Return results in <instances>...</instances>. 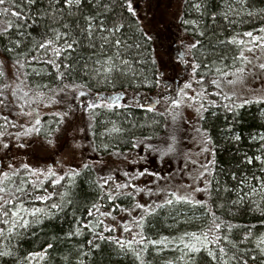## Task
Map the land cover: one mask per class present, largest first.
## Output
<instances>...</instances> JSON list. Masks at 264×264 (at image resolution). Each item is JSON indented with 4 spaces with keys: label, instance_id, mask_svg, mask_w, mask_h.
<instances>
[{
    "label": "trees",
    "instance_id": "obj_1",
    "mask_svg": "<svg viewBox=\"0 0 264 264\" xmlns=\"http://www.w3.org/2000/svg\"><path fill=\"white\" fill-rule=\"evenodd\" d=\"M16 3L19 8H14L10 2L0 5V9L8 7L12 11L21 13V18L18 20L11 15V12L8 14L0 12V71L4 73L0 76V88L4 85L9 86L3 96H0V99H6L3 107L0 105V132L3 131L4 123H7L9 119H14L15 123H19L20 120L21 113H17L21 110L20 107L17 110L12 105H7L15 100H9L7 91L12 97H14L12 92L15 90V95L23 94L24 97L33 101L37 99L38 93H43L40 97L42 102L32 104L42 113L39 125L41 132L38 136L44 137L48 136L49 132L52 133L58 123L57 115L54 112H48L50 109H47L51 94L59 92L64 84H72V78L87 82L92 80L97 83L95 64L97 60L103 58L102 56L110 54L108 50H111L110 46L103 43L104 34L109 28L114 29L120 24L130 26L127 0H82L79 7L73 5L61 8V4L57 5L55 0H35V3L31 5L27 3V0H16ZM221 4L220 0H203L197 11L191 8V10L184 9L182 13L183 18L186 19V24H183L184 31L198 42L197 47L200 48L197 53L198 65H200L199 76L205 75L207 88L216 91L218 90L209 81L218 75L215 71L218 68L217 64L229 54V50L224 47L225 32L230 28L240 27L241 30L234 34L236 37L232 36L237 43L239 40L245 42L250 40L243 35L246 32L264 35L258 32L260 28H264V0H229V8L225 9V13L221 12ZM86 17H93L92 26L96 27L90 39L87 38L89 21L85 19ZM9 22L13 25L10 28ZM64 25L68 27L65 28ZM101 25L107 31H98ZM6 28L7 31H4ZM53 29L63 31L67 33V36L57 40L55 33L51 31ZM132 31L128 30L127 33L122 29L121 35L125 40L124 44H127L122 54L128 62L127 69L134 74L133 79L138 81L150 75L154 69V63L150 59L146 46L135 47L134 44L138 40L134 30ZM49 39L53 40L51 46L45 49L38 47L40 43H45ZM65 39L69 43L75 41L73 50L65 47ZM101 43H103L102 47H100ZM248 45L249 43L240 45L238 54L242 48H249ZM56 48L62 50L59 57L54 55L53 49ZM7 49L12 51L9 52ZM255 50V59L263 63L264 49L256 48ZM69 51L71 55L67 58ZM247 52L245 50L246 55ZM50 59L60 67L47 63ZM65 64H70L71 67H63ZM61 72L69 73L71 78L57 79ZM103 75L100 74L101 79ZM120 75H125L124 68ZM109 79H111L110 75ZM24 93H27V96ZM213 94H211L213 103L205 108L207 111H204L202 115L203 129L210 140L213 158L208 174L209 196L204 200L205 207L187 203L184 200L177 201L171 196L173 192L168 189L163 191V195L156 189L150 196L153 201L158 199L159 202L162 198H166L173 199V203L164 204L166 199H162L163 201L159 204H164L163 209L170 210L165 213L169 214L167 216L170 218L167 220L158 218L151 221L149 229L155 233L166 232V229L169 233H174L178 228L177 234H145L143 222L150 215L144 216L141 223V216L144 213L143 209L133 211L135 203L138 202L133 189H126V191L133 192L135 199L121 196L113 202L104 196L102 199L109 203V206H104L101 199L103 193L98 186L103 181L99 178L112 175L111 187L114 188V182L125 183L129 180V177L123 175L124 172L138 175L136 172L132 173V168L123 170L118 166L112 168L107 166L105 158L99 160L105 163H97L96 158L88 157L87 162L91 163V167L84 169L82 165V168L75 170L80 174L71 178L64 174L65 179L59 184L51 182L55 179L52 176L40 179L41 183H37L27 170L18 168L17 175H13L14 171L8 173L10 179L2 177L3 186L11 192H14L18 186L23 187L27 193L31 194L23 196L24 206L29 211L33 208H42L49 214L47 216L38 214L37 218L42 221L39 224L35 223L36 218L27 217L32 221L31 226L27 229L16 228L13 232L8 231L9 226L0 224V229H3V233L0 234V251L11 253V255L0 257V264H140V260H137L135 255L137 252L145 264H167L168 261H173L174 264H224L225 261L227 264H243L244 260L247 264H264V255L260 252L264 244L258 247L259 242L264 239V213L253 209L247 199L237 193V188L245 179L256 177V174H260L261 169L264 168V165L254 159L257 153L264 150V140L252 139L254 132L259 130L264 132V103L244 104L235 101L231 96H229L231 99H225L223 93L217 96ZM104 96L107 97L109 94ZM83 97L85 96H80V98ZM54 100L57 101L55 105L62 104L61 99L55 97ZM225 105H229L232 110L228 111ZM99 110L110 120L107 123L110 130L114 127L120 129L119 132H113L112 139H109L113 142L117 140L121 147L128 141L129 136L133 135L134 141L149 134L154 135V129L160 132L159 127L155 125L156 121L135 109L124 110L113 107ZM4 117H7V122ZM92 124L94 143L106 141L107 130L100 127L95 118L92 119ZM237 136L240 137L239 140L235 139ZM100 153L104 156L111 153V150L100 151ZM249 157L253 158L251 164L247 162ZM136 164L138 165V162ZM169 166L167 167L166 164L163 167L164 177L167 176L165 173ZM141 177L147 181L150 179V177ZM21 180L28 183L21 184ZM137 181L138 178L133 183ZM65 192L69 195L61 200V194ZM37 195L49 198L38 200L34 198ZM69 200L71 203H68ZM52 203L61 204L62 208L51 209ZM94 204L99 207V211L93 209L92 215L89 216L88 210L93 208ZM153 208H155L153 214L165 212V210L160 211V208L156 206ZM104 212L111 215H101ZM210 212L218 218L216 223H220L221 227L214 229L213 233L209 234V238L210 241H214L215 236H220L219 244L208 242L206 247H203L197 243V246L201 247L200 252H188L184 260L179 259L187 252L184 245L195 243L190 236H185V233L200 235L212 227L214 217L209 214ZM113 216L116 217L115 220L112 219ZM138 224L140 226H137ZM125 226L131 231H124ZM106 228L115 230L105 231ZM77 229L79 234H76ZM247 231L250 232L249 240L244 242L242 237ZM100 235L105 238L99 239ZM168 235L174 238L173 242H166ZM141 236L145 238L143 243L133 242L131 247L121 248L115 243L116 240L132 241L134 237L136 241H139ZM89 241L93 243L89 244ZM149 241L159 243L152 244ZM49 243L53 245L51 249H47ZM221 247L226 253L223 256L219 253ZM45 249H47L45 258L29 257V253H43ZM209 251L214 252L217 259L213 260L208 255ZM255 251L260 257L253 260ZM234 255L236 259H231Z\"/></svg>",
    "mask_w": 264,
    "mask_h": 264
},
{
    "label": "rangeland",
    "instance_id": "obj_2",
    "mask_svg": "<svg viewBox=\"0 0 264 264\" xmlns=\"http://www.w3.org/2000/svg\"><path fill=\"white\" fill-rule=\"evenodd\" d=\"M202 1L203 0H131L136 15L133 16L129 13L130 26L128 27V25L124 26V24H120L118 27L119 31H114L109 28L103 36V43L111 47V50H108L110 54H105L102 56L103 58L101 60H97L99 63L96 62L95 64V69H100V74H104L103 69L107 67L104 62L109 57L113 58L117 67L108 74L111 76L109 84L103 85L102 83H95L92 80L87 82L86 80L72 78V82L75 84L88 85L90 82L94 85L91 87L93 96L97 90H99L100 93H110L112 96L119 92L116 88L120 86L123 87V90L127 89V91L124 92L123 100H121L122 103L125 102L127 108L130 109L136 110L138 108V111L141 110L140 112H142L144 116L146 115L152 118L151 120H154V122L156 121L155 125L159 127L160 132L157 131L158 129H154V135L149 134L134 141L133 135L129 136L128 141L121 147L122 145L117 140L116 142L111 140L113 131L108 128L109 126L107 123L110 122V120L107 116L99 109L88 110L85 107L86 102L90 101L92 96L88 95L89 88L84 87L78 89L75 93L65 90L63 93L59 91L51 94V99L49 100L50 105H47V109H50L48 110L50 113L54 112L58 118L57 127L53 130L51 136L40 137L38 134L34 133L29 137L21 136V138L17 140V133H22L26 128L35 124L33 116L25 115L24 113L36 109L40 121L42 120V113L38 111L35 105L27 104L26 101L30 99L24 97L23 94H20V96L14 95V97H12L9 91H7L9 100L15 99L13 100L14 102L10 101L11 104L7 105H12V107L16 109L20 107L21 110L17 113L21 114L19 123H15L14 119H9L7 123H4L3 131L0 132L4 133L3 136H0V141L10 144L8 150H4L2 145H0V180L3 177V172H13L18 168H22L23 164L29 165V170L27 171L35 180H37V176H39V180L46 178L47 175H40V173L46 174L48 168H51L56 173V177H54L56 179L63 176L65 173H69L73 169L77 170L80 167L82 168L84 163L90 165L91 163L87 162L88 157L91 159L96 158L98 161L105 158L107 166L112 168L113 166H118L121 170L132 168V173L136 172L138 174L140 171L147 168L150 173L154 172L157 173L159 177L165 178L157 179L156 176L146 175L145 177H150L147 181L141 176L136 175L138 177V181L135 183L136 187L144 189L145 192L148 188H151L153 192L157 189L160 194L163 195V191L168 189L171 192H175L179 197H186L193 201L206 200L209 196L208 174L211 170V161H213L212 147L210 143L206 142V140L209 139L207 135H205V129H203V118H200L204 111L198 114L195 109L199 107L201 102L204 104V108L212 104L214 100L211 94H216L219 90H209L204 83L205 85H203V87L207 92L206 99L193 102V107L191 108L181 105L179 109L175 110V112L178 113L175 122L172 121L171 115H159V113L165 111V107H169L168 105L163 103L156 105V111L154 112H148L146 110V107L150 105L152 101L161 99V93L164 96L176 97L179 90L187 82H192L193 84L192 89L187 90L189 95H194L195 92L200 90V85L195 83V81L200 78V70L198 68L194 73L192 67L194 64H198L197 53L200 48H189L190 45H198V43L190 34L184 31L183 24L186 19L183 18L182 13L184 9L191 10V8L193 11H197L202 5ZM220 1L222 2L221 12L225 13V9H227V7L229 8V0ZM55 3L57 5L61 4L60 8L68 7L65 5L64 0H55ZM197 5L199 7H197ZM223 18L226 17L223 16ZM95 29L96 27L93 26L92 35L89 36L87 28V38L90 39L93 37ZM122 29L127 33L128 30H134V34L137 36L138 40L137 43L134 44L135 47L142 45L146 46L150 59L154 63V69L151 71L150 75L144 76L140 80L138 79V81L133 79L134 74L127 69L126 66L128 62L126 64L123 63L126 59L122 54V50L127 44H124L125 40L121 35ZM238 30H241L240 27L230 28L225 32L224 47L229 50V54L217 64V67L223 71H235L236 68L242 66V62L239 60L234 62V58L239 56V43H229V41L234 40L233 38L236 37L234 34ZM61 33L65 32L61 31ZM233 35L235 37H232ZM228 37H230L231 40H229ZM116 40L121 41L119 46L115 44ZM103 43H101L100 47H102ZM248 46L252 47L251 44ZM73 49L74 47L71 50ZM254 52L256 53V50L247 52L248 56L245 54L251 60V64L246 66L244 79L237 80L234 84H228L227 80L236 79L235 77L229 76L225 78L222 84V93L231 96L235 101L237 100V102L243 103L245 99L256 102L260 97H264V72L260 71L258 67H255L262 62L255 59ZM70 55L69 51L67 58H69ZM123 68L125 70V75H120ZM157 77L166 78L164 80L166 87L157 88L153 86ZM113 82L115 87H113ZM81 91L85 96L83 98H80L81 95L79 93ZM215 94H213V96ZM215 96H217V94ZM55 97L62 100L60 106L51 102ZM138 104L142 106H137ZM1 106L3 107V104ZM64 113H68V115L64 116ZM93 118H95L100 127L107 130L108 133L107 140L99 144L94 143L92 137L91 128L93 125ZM12 124L15 126H12ZM21 125H23V127H21ZM197 129L199 131H197ZM261 136H264V132L259 130L252 134V139L261 140ZM145 137H151V140L146 141V143L163 151H167L168 146L172 144L175 148V152L169 153L161 158L158 152L149 151L143 145L136 148L132 147V142L144 140ZM172 137H175V140H173ZM49 139L52 140L53 143H48L47 141ZM22 143L24 145L23 147H21ZM76 144H79L81 147L74 148ZM105 145L108 146L107 151L111 150V153L103 156L100 151L107 152L104 149ZM94 148L98 151H93ZM204 148H208V151H202ZM113 152H119L121 155L115 156L112 154ZM125 155L128 156V161L124 160ZM257 156H260L261 160L256 161L264 165V162H262L264 161V150L257 153ZM140 157H144V159L141 160ZM186 158L188 160L187 166H185ZM192 160H195L197 163L193 165L191 163ZM137 162L138 165L136 164ZM9 164L13 165L11 169L7 167ZM166 164L167 167L170 166L165 173L167 176L164 177L163 167ZM204 165H207V171L202 167ZM33 171L36 172L35 175L30 174ZM201 172H204L203 177L199 175ZM262 182H264V171L260 174H256L255 178L250 177L245 179L240 187L237 188V193L239 195L242 194L241 197H245L252 205L251 207L253 209L260 210L259 212L264 213V211H261V209H264V183ZM197 188L205 190L198 192L196 191ZM254 188L256 189L255 192H253ZM136 195L138 197V202L140 200L143 201L139 203L146 204L151 208L166 199L162 198L163 200L161 199L158 202V199L153 201L151 197L144 194V192ZM102 202L104 206H109V203H107L105 199H102ZM163 208L159 210H165L164 213L159 212L153 215L151 214L152 216L150 215L145 219L143 222L145 234L178 233V228L174 233H169V231H167L168 229H166V232L157 233L149 229L151 221L157 220L158 218L160 220H167L170 218L167 216L169 214H165L170 212V210ZM161 214L165 215L162 216ZM249 235V231L243 234L242 239L244 242L249 240ZM173 240L174 238L168 235L166 242L171 243ZM253 256L260 257L259 253L256 251L253 252Z\"/></svg>",
    "mask_w": 264,
    "mask_h": 264
},
{
    "label": "snow or ice",
    "instance_id": "obj_3",
    "mask_svg": "<svg viewBox=\"0 0 264 264\" xmlns=\"http://www.w3.org/2000/svg\"><path fill=\"white\" fill-rule=\"evenodd\" d=\"M8 2H10L14 8H19V5L16 3V0H0V5H5ZM27 3L29 5L34 4L35 0H27ZM64 3L68 7H71L73 5L79 7L81 5V3H82V0H64ZM105 7H107V6H105ZM126 7H127V11L129 13H131L133 16L136 15V12L133 9L131 0H127ZM197 7H199V6L197 5ZM0 12H2L4 14H8L9 12H11V15L16 17L18 20L21 18V13L19 11H12L8 7H4L2 9H0ZM85 19L89 21V24H88V35L91 36L92 35V31H93L92 21H93L94 18L93 17H86ZM12 26H13L12 23L9 22L8 23V27L10 28ZM64 27L67 28L68 26L64 25ZM99 30L100 31H107V29L103 28L102 25L99 26ZM113 30L114 31H119V28L118 27H114ZM4 31H7V28L4 29ZM51 31H53L55 33V38L57 40L65 38L67 36V33H61L58 30H54L53 29ZM258 32L259 33H264V28H260L258 30ZM243 35L246 36V37H249L250 40L247 41V42H245L244 40H239L238 43L240 45H245L246 43H249V44L252 45V47H249V48H246V49L242 48L241 51H240L239 56L234 58V62L236 60H239V61L242 62V66L239 67V68H236L235 71H223L220 68H216L215 71H216V73L218 75L216 77L212 78L209 81V83L211 85L215 86V88L219 90L216 93L217 95L222 94V91H223L222 84H223L225 78H227L229 76H232V77L236 78L235 80H227L228 84H234V83H236L237 80H243L244 79L245 72H246V66L248 64H251V60L245 55V50L248 51V52H253L254 49H256V48L264 49V35H255L253 32H246ZM74 43H75V41L72 42V43H69L67 41V39H65V47L67 49H72L73 46H74ZM120 43H121L120 40H116L115 41V44L117 46H119ZM229 43H237V41L234 39L232 41H229ZM52 44H53V40L49 39L45 43H40L38 45V47L40 49H45V48L51 46ZM196 47H197L196 44H192V45L189 46L190 49H194ZM7 51L10 52V51H12V49H7ZM61 51L62 50L58 49V48L53 49L54 55L57 56V57H59L61 55ZM47 63L53 64V66L57 67V68L60 67L59 64H57L54 60H51V59L48 60ZM97 63H99V61ZM104 63L107 65V67H105L103 69L104 75H103L102 79L100 78V69L96 70L97 83H102L103 85H107L110 82L108 74L111 73L113 70H115L117 66H116V64H115V62H114L112 57H109ZM123 63L126 64L127 62L123 61ZM21 67H23V65H21ZM63 67L70 68L71 65L70 64H65V65H63ZM192 67H193V72L195 73L196 70L200 67V65L194 64ZM255 67H258V69L260 71L264 72V63H259ZM2 75H4V73L2 71H0V76H2ZM65 77L71 78L69 73L61 72V73H59L57 79L63 80ZM165 79L166 78L157 77L156 80L154 81V85L153 86H155L157 88L166 87V84L164 83ZM205 80H206L205 75L201 74L200 78L195 81L196 84L200 85V90L198 92H195L194 95H189L187 90L192 89L193 84H192V82H187L179 90V92H178L176 97L164 96L161 93L160 94L161 95V99H157V100L152 101V103L146 107V110L148 112H154V111H156V105H159V104H162V103L165 104V105H168L169 107H165V111L159 113V115H161V116H165L166 114L167 115H171L172 121L175 122L176 117L178 115V113L175 112V110L179 109L181 107V105H185L186 107L191 108V107H193V102H196L197 100L203 101L204 99H206L207 92H206V90L203 87V85L205 83ZM93 86L94 85H92L91 83H89L88 85L75 84V83L64 84L63 87L60 88V92L63 93V92H65V90H67V91H71V92L75 93L78 89H82L84 87H88L89 88L88 95L92 96L91 100L86 102V105H85V107L88 110H95V109H100V108L112 109L113 107L123 108V107L127 106L126 104H122L121 103V97H120L119 94H115V95L106 97L102 93H100L99 90H97V92L93 96V94L91 92V87H93ZM113 87H115L114 82H113ZM8 88H9L8 85H4L3 88H0V96H3L4 92L6 90H8ZM12 94L15 95V90H13ZM79 94L81 96L84 95V93L82 91ZM24 95L27 96V93H24ZM42 96H43V93H38L37 99L35 101L28 100V101H26V103L29 104V105H31L32 103L39 104V103L42 102V100L40 99V97H42ZM224 98L225 99H231V97H229L227 95H225ZM51 102L55 103L57 101L52 100ZM250 102L251 101H249L247 99H245L243 101L244 104H247V103H250ZM256 102L264 103V97H260ZM4 103H5V100L0 99V105H2ZM137 106H142V105L138 104ZM235 106L236 107H242L243 105H235ZM224 107L227 108L228 111L232 110V108L229 105H225ZM170 109H171V111H170ZM195 110H196V112L198 114H201L203 111H207V109L204 108V104L202 102L199 104V107L196 108ZM24 114L33 116V118L35 119V124H33L29 128H26L22 133H17L16 134L17 140H19L21 138V136L29 137V136H32L34 133L39 134L41 132V128L39 127L41 121H40L38 112H36V109H32L30 112L24 113ZM33 114H35V115H33ZM67 115H68V113H64V116H67ZM200 118L201 119L203 118L202 115L200 116ZM4 120L7 122V117H4ZM13 126H15V125H13ZM21 127H23V125H21ZM57 131H59V130H57ZM111 131L119 132L120 129L114 127ZM197 131H199V130L197 129ZM3 135H4V133H0V136H3ZM48 135L51 136L52 133L49 132ZM172 139L175 140V137H172ZM235 139L239 140L240 137L237 136ZM260 139L264 140V136H261ZM148 140H151V137H145L144 140H139V141L132 142V147L136 148V147H139V146L143 145L149 151L158 152L159 155L161 156V158H163L164 156L168 155L169 153L175 152V148L173 147L172 144H170L168 146L167 151H163V150H161L159 148L154 147L151 144L146 143V141H148ZM47 142L50 143V144L53 143V141L50 140V139ZM206 142L210 143V140H206ZM0 145H2V148L4 150H8L10 148V144L6 143V142H3V141H0ZM23 146L24 145L22 143L21 147H23ZM79 147H81L79 144L74 145V148H79ZM104 149H105V151H107L108 146L105 145ZM95 150L96 149L94 148L93 151H95ZM202 151H208V148H204V149H202ZM112 154L115 155V156H120L121 155V153H119V152H113ZM140 159L142 160V159H144V157H140ZM254 159L257 160V161H260L261 157L260 156H256ZM124 160L128 161V156L127 155L124 156ZM247 162L249 164H251L253 162V158H251V157L247 158ZM262 162H264V161H262ZM97 163H105V162L104 161H98ZM187 163H188V160L186 158L185 166H187ZM191 163L193 165H195L197 162L195 160H192ZM7 167L9 169H11L13 167V165L9 164V165H7ZM89 167H90L89 164H87V163L83 164V168L84 169H88ZM202 167H204L205 171H207V165H204ZM22 168L25 169V170H29V165L28 164H23ZM18 171L19 170L14 171L13 175H17ZM261 171H264V169H261ZM30 174L35 175L36 172L33 171ZM79 174H80L79 172H77V171H75L73 169L69 173H65V176H69V178H71V177H74V176H78ZM2 175H3V177L5 179H10V177H9L7 172H3ZM40 175H47V176L56 177V173L51 168L47 169V173L46 174L45 173H40ZM123 175L126 176V177H129V180L127 182H125V183H120L118 181L114 182V188L111 187V184L113 183V176L112 175H109L107 177H100L99 178V180L103 181V183H99L98 184V186L100 187V189L102 190V193H103V195L101 196V199L104 196H106V198L109 201H113V202H115V200L118 199L121 196H128V197H130L132 199H135V196L133 195V192L126 191V189H133L136 192V194L144 192V194H146L148 196L153 195V191H152L151 188H148L147 191L145 192L144 189H139V188L136 187L135 183H133V181H135L138 178L136 175H131L129 172H124ZM138 175L139 176L153 175V176H156L157 179H165L163 177H159V175L157 173H154V172L150 173L147 168H145L142 171H140ZM199 175H200V177H203L204 172H201ZM65 176H60L59 178L53 179L51 182L53 184H59L62 180L65 179ZM24 183H28V181L21 180V184H24ZM37 183H41V181H39V176H37ZM262 183H264V182H262ZM3 184H4V181L0 180V217H2V219H0V224L9 226L8 227V231L9 232H13L14 229H16V228L27 229L28 227H30L32 221L30 219H28L27 217L36 218L35 219V223L39 224L42 221H41V219L37 218L38 214L40 216H47L49 214L48 212L45 211V209H42V208H33L31 211H29V209L24 206L23 196L24 195H31V194L27 193L26 190L23 187H19V186L15 188L14 192H11V191H9L8 188L4 187ZM204 190L205 189H200V188L196 189V191H198V192L199 191H204ZM255 191H256V189L254 188L253 192H255ZM68 195H69L68 192L62 193L61 194V200H64ZM171 196L174 197L177 201L184 200L187 203H195L196 205H199L201 207H205V205H206L205 201H199V200L193 201V200H190V199H188L186 197H179V196L176 195L175 192L171 193ZM34 198L38 199V200H45V199H48L49 197L38 196L37 195ZM68 203H71V201L69 200ZM172 203H173V199H166L164 201V204L171 205ZM164 204H157L156 208H162V207H164ZM50 207H51V209H61L62 205L61 204H57V203H52ZM93 209H95L96 211H99V207L94 204L93 208H90L88 210V215L89 216L92 215ZM137 209H143L144 215L141 216V223L143 222L144 216L151 215V214H153L155 212V208H151V207L147 206L146 204H141L139 202L135 203L133 211H135ZM261 211H264V209H261ZM209 214L214 217L213 220H212V227H210L207 232H203L200 235H197V233H185L184 235L185 236H190L192 238V240L195 241V243L185 244L184 247L187 249V252H185L179 259L184 260L185 256H187L188 252H191V253L200 252L201 251V247H198L197 243H199L203 247H206L208 242H215V243L219 244L221 237L220 236H215L214 241H210L209 234L213 233L214 229H220L221 224L220 223H216V220L218 218H216L214 216V213L210 212ZM101 215L109 216L111 214L108 213V212H104V213H101ZM129 215H131V212H129ZM112 219L115 220L116 217L113 216ZM100 223H103V221H100ZM137 226H140V225L138 224ZM85 227H88V226L85 225ZM114 230L115 229H113V228H106L105 229V231H114ZM124 231L130 232L131 229L128 228L127 226H125ZM2 233H3V229H0V234H2ZM76 234H79V229H77V233ZM69 235H72V233H69ZM104 238L105 237L103 235L99 236V239H104ZM144 239L145 238L143 236H141L139 241H136L135 237H134L132 241L116 240L115 243L119 244L121 246V248H124L125 246L131 247L133 242L143 243ZM224 239H227V237H224ZM181 240H183V237H181ZM88 243L92 244L93 242L89 241ZM149 243L156 244V243H159V242L158 241H149ZM260 244H264V239H262L259 242L258 247H260ZM52 247H53V245L51 243H49L47 245V249H51ZM145 248H146V245H145ZM47 249H45L43 253H29V257H37L38 256L41 259H43V258H45L46 254H47ZM260 252H261L262 255H264V247L260 248ZM219 253L222 256L225 255L226 254L225 253V249L223 247L219 248ZM8 255H11V253L8 252V251H0V257H4V256H8ZM135 255H136V259L140 260V264H145V262L141 259L140 254L138 252L135 253ZM208 255L213 260L217 259L216 254L214 252H212V251H209ZM231 259H236L235 255L233 257H231ZM252 259L255 260L256 257H252ZM167 264H174V262L173 261H168ZM224 264H227V262L225 261ZM243 264H247V261L244 260Z\"/></svg>",
    "mask_w": 264,
    "mask_h": 264
},
{
    "label": "flooded vegetation",
    "instance_id": "obj_4",
    "mask_svg": "<svg viewBox=\"0 0 264 264\" xmlns=\"http://www.w3.org/2000/svg\"><path fill=\"white\" fill-rule=\"evenodd\" d=\"M184 24H186V23H184ZM228 39L229 40H231L230 39V37H228ZM233 39H235V38H233ZM116 89H118V91L119 92H117V93H115V94H119L120 95V97H121V100H123V97H124V91H123V87L122 86H120V87H118V88H116ZM115 90V89H114ZM102 94L104 95V94H106V93H103L102 92ZM109 94V96H110V93H108ZM114 95V94H113ZM108 97V96H107ZM121 103H122V101H121ZM122 104H126L125 102L124 103H122ZM127 105V104H126ZM121 109H127V106L126 107H123V108H121ZM137 111H138V108L136 109ZM141 111V110H140ZM142 113V112H141ZM144 115V114H143ZM146 116V115H145Z\"/></svg>",
    "mask_w": 264,
    "mask_h": 264
}]
</instances>
